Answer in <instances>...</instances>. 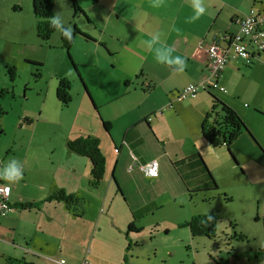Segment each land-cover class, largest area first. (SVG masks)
I'll list each match as a JSON object with an SVG mask.
<instances>
[{
	"label": "crops",
	"instance_id": "0c3cea01",
	"mask_svg": "<svg viewBox=\"0 0 264 264\" xmlns=\"http://www.w3.org/2000/svg\"><path fill=\"white\" fill-rule=\"evenodd\" d=\"M73 1L82 11L77 16L85 20L84 28L78 19L59 26L73 24L110 64L99 91L89 87L80 70L75 72L108 132L101 126L86 132L79 118L73 125L78 134L69 131L65 141L96 138L105 158L104 175L95 194L87 185L85 162L79 166L72 156L47 169L35 166L37 157L35 163L27 160L26 153L16 168L22 172L18 182L4 180L7 163L0 165V183L11 187V203L19 210L0 218V262L128 264L135 234L127 233L128 224L142 228L148 223L167 234L187 229L183 224L194 216L195 196H215L208 175L220 186L236 172L243 175L246 167L264 170V52L247 38L249 61L230 59L219 78L226 92H211L246 128L229 151L212 148L201 137L199 128L211 105L208 94L167 108L182 87L208 77L207 56L198 46L234 33L235 19L260 12L264 0H199L205 8L199 17L196 0ZM134 96L140 97L136 103ZM86 113L80 106L79 116ZM151 160L158 162L155 178L142 170ZM59 191L72 195L75 204L44 202Z\"/></svg>",
	"mask_w": 264,
	"mask_h": 264
},
{
	"label": "rangeland",
	"instance_id": "374dc122",
	"mask_svg": "<svg viewBox=\"0 0 264 264\" xmlns=\"http://www.w3.org/2000/svg\"><path fill=\"white\" fill-rule=\"evenodd\" d=\"M55 3L59 24L51 37L42 41L36 35L31 0H0V160L10 159L0 164L7 163L4 173L20 166L27 153V160L35 163L37 157L39 162L35 166L47 169L53 162L72 156L81 162L79 166L85 162L89 174L88 160L71 153L65 139L69 131L78 134L73 125L78 124L79 118L85 120L86 132H94L95 126L102 127V120L98 110L93 112L89 105L71 61L77 65V72L83 73L89 87L98 91L110 64L103 55L95 54V45L88 39L87 42L79 30L70 50L66 53L61 49L60 23L79 17L73 15L70 0ZM78 20L84 28L85 20ZM8 68L13 69V78ZM62 77L71 83V101L66 106L56 98L57 80ZM139 98L134 96L133 102ZM80 106L87 112L85 115L79 116ZM244 170L243 175L236 172L225 178L220 186L215 182L220 189L214 191V197L204 193L194 198V216L213 213L217 218L214 240L193 238L185 228L159 233L147 223L139 233L132 234L128 264H264V170ZM92 190H97L96 194L99 189ZM233 233L243 235L244 239L232 238ZM0 264L5 262L1 260Z\"/></svg>",
	"mask_w": 264,
	"mask_h": 264
},
{
	"label": "trees",
	"instance_id": "16d2710c",
	"mask_svg": "<svg viewBox=\"0 0 264 264\" xmlns=\"http://www.w3.org/2000/svg\"><path fill=\"white\" fill-rule=\"evenodd\" d=\"M70 2L74 16H76L78 13H82L81 9L73 0H70ZM31 4L32 12L36 19V35L40 40L47 41L57 29V24H53L51 22L54 18V2L53 0H31ZM65 33H67V35H65ZM79 33L80 32L75 26H72L71 28L61 26V49L67 53L71 48L74 36ZM83 36L85 39H88L85 35ZM71 64L74 72L77 73L76 66L72 63V61ZM12 70L13 69L8 68V73L11 78H13ZM57 81L56 98L60 103H62V105L66 106L71 101L68 93L71 83L67 78L63 77L58 78ZM80 82L84 91L86 92L81 80ZM211 92L214 91L204 92L210 96L211 105L200 125L201 137L208 143L210 147H225L229 151V146L240 135L241 131L246 130V128L238 115L229 106L215 98ZM101 123L103 129L108 132L107 124L103 121H101ZM66 147L69 151L76 154L77 156L88 160L90 164V170L87 185L91 189L98 188L102 181L105 170V158L99 148L98 140L93 137H79L77 139L67 141ZM208 177L212 184L213 190L217 191L218 187L216 186L214 180L210 175H208ZM53 199L56 201H62L67 207L74 205L76 202V199L72 195L64 194L62 191L56 192L44 200V202ZM216 223L217 218L215 214L206 213L191 217L189 221L183 224V226L188 229L190 236L193 238L205 237L210 240H214L217 237ZM230 226H232V223H230ZM126 230L127 233H139L141 228H138L134 224L130 223L128 224ZM232 238L242 240L244 239V236L233 233ZM232 238H230V240ZM3 262H5V264H32L25 262L24 260L10 258L3 259Z\"/></svg>",
	"mask_w": 264,
	"mask_h": 264
},
{
	"label": "built area",
	"instance_id": "2783aa9c",
	"mask_svg": "<svg viewBox=\"0 0 264 264\" xmlns=\"http://www.w3.org/2000/svg\"><path fill=\"white\" fill-rule=\"evenodd\" d=\"M236 31L211 40L207 45L200 44L207 56L208 77L199 84H188L182 87L172 100L167 104L168 108L174 107L184 99L193 97L205 91L226 92L224 87L219 84L220 74L224 70L230 59H243L249 61V44H253L258 51L264 52V9L260 12L250 13L244 17L235 19ZM144 175L148 178H155L158 173V162L151 160L142 167ZM155 172V175L152 173ZM10 190L5 192V188ZM11 187L0 183V218L7 215H16L19 210L11 203ZM47 264H60L53 260H47Z\"/></svg>",
	"mask_w": 264,
	"mask_h": 264
},
{
	"label": "clouds",
	"instance_id": "9594fccd",
	"mask_svg": "<svg viewBox=\"0 0 264 264\" xmlns=\"http://www.w3.org/2000/svg\"><path fill=\"white\" fill-rule=\"evenodd\" d=\"M195 9H196V12H195L196 17H199L205 14V8L201 6L199 0H196ZM51 22L53 24L58 23L55 18H53ZM65 35H67V33H65ZM152 174L155 175V172H153ZM3 178L6 180H15L16 182H18L22 178V172L16 168H9L6 170ZM9 190L10 189L7 187L4 189L5 192Z\"/></svg>",
	"mask_w": 264,
	"mask_h": 264
}]
</instances>
